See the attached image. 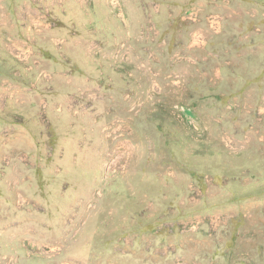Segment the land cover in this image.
<instances>
[{"label": "rangeland", "instance_id": "374dc122", "mask_svg": "<svg viewBox=\"0 0 264 264\" xmlns=\"http://www.w3.org/2000/svg\"><path fill=\"white\" fill-rule=\"evenodd\" d=\"M16 2L0 0V58L34 90L0 79V110L63 109L82 162L59 160L70 185L42 212L26 156L0 151V264H264V0ZM93 22L107 33L65 39ZM37 47L84 73L60 74Z\"/></svg>", "mask_w": 264, "mask_h": 264}, {"label": "trees", "instance_id": "16d2710c", "mask_svg": "<svg viewBox=\"0 0 264 264\" xmlns=\"http://www.w3.org/2000/svg\"><path fill=\"white\" fill-rule=\"evenodd\" d=\"M8 4L6 8L9 12H14V6L18 0H6ZM30 1V0H27ZM86 12V9H81ZM49 20L51 22L50 29L54 30L59 27L60 36L63 37V27H67L63 21L57 19L52 11H49ZM96 27V28H95ZM84 31V32H83ZM97 33L102 35L106 34L105 22L99 23L97 26L93 23H86L81 26H70L64 33L65 39L69 40V37H90L89 39H95ZM38 55L45 60L57 63L59 65L60 74L72 75L75 72L84 73V69L80 65V61L77 60L72 54L63 52L61 54H52L47 49L40 47L36 48ZM4 59L0 58V79H7L8 81L19 85L21 87L28 86L29 90H34L31 87L34 76L22 69L21 63L14 59L13 65L4 66ZM101 70V66H97ZM106 74L103 72L98 73L95 80L101 82ZM108 78V75H107ZM30 87V88H29ZM63 93V91H61ZM47 93V91L45 92ZM50 115L53 113L55 116L47 117L41 120L36 111L28 110L23 104L6 105L0 110V131L4 127H8L11 131L8 133V138H0V151L4 148L8 151L12 148L17 151L18 154L26 156V160L21 161L22 172L24 173L23 181L29 183L31 198L37 200L39 207L35 208L37 211L45 212L48 210V203L51 196H56L63 193V190L70 185L68 174L63 171V166L59 164V160L66 156V154L72 157L71 164H75L76 160L82 162L81 155L82 149H80L79 140L76 142L75 136L81 135L82 128L73 130V133L61 130L58 120L60 115L63 116L64 110L54 111L49 110ZM185 111L190 109L185 108ZM53 118V119H51ZM56 119V121H55ZM6 136V135H5ZM78 137V136H77ZM72 146H71V145ZM74 157V158H73ZM81 160V161H80ZM63 161V160H62ZM5 162L0 161V177L4 174V168L7 166L3 164ZM79 165V163H77ZM191 176L196 180L197 185L201 192H204L206 186L203 180V174L188 170ZM4 192L0 190V203L1 197L4 198ZM6 198V197H5ZM16 208V207H15ZM19 211V209H17ZM160 222H139L137 228L141 231H152Z\"/></svg>", "mask_w": 264, "mask_h": 264}]
</instances>
